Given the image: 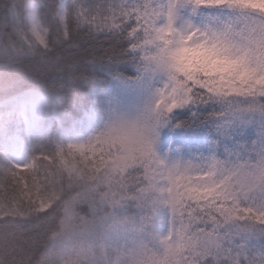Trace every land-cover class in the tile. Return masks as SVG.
Listing matches in <instances>:
<instances>
[{"label":"snow or ice","instance_id":"6c2138e0","mask_svg":"<svg viewBox=\"0 0 264 264\" xmlns=\"http://www.w3.org/2000/svg\"><path fill=\"white\" fill-rule=\"evenodd\" d=\"M96 68L135 101L0 158V264H264V0H0V81L78 114Z\"/></svg>","mask_w":264,"mask_h":264},{"label":"rangeland","instance_id":"374dc122","mask_svg":"<svg viewBox=\"0 0 264 264\" xmlns=\"http://www.w3.org/2000/svg\"><path fill=\"white\" fill-rule=\"evenodd\" d=\"M136 91V87L131 88L122 81L114 80L108 93H96L101 103L96 114H92L88 119L84 132L77 133L71 138L53 133L52 138L43 146L38 141L33 142L30 139V132L42 122L45 98L37 94H26L7 101L0 105V158L7 152L23 163L32 155L45 150L49 143L88 141L103 131L109 113L134 103Z\"/></svg>","mask_w":264,"mask_h":264},{"label":"trees","instance_id":"16d2710c","mask_svg":"<svg viewBox=\"0 0 264 264\" xmlns=\"http://www.w3.org/2000/svg\"><path fill=\"white\" fill-rule=\"evenodd\" d=\"M99 2H103V0H99ZM111 43V38L100 35L91 40L89 46L108 48ZM87 73L91 77L85 86L88 94L85 105L79 109L78 114L77 110L68 107L65 102V95L72 87L66 80L63 84L57 83L55 86L40 78L16 85L0 81V105L26 94L41 95L46 100V106L41 115L42 121L52 128L53 133L71 138L77 133L84 132L88 119L92 114H96L101 103L96 93H108L112 82L116 80L109 78L107 73L101 71L100 68L88 69ZM130 74L134 76V69L123 73L124 79L121 81L129 87L135 88L136 85L129 82Z\"/></svg>","mask_w":264,"mask_h":264}]
</instances>
